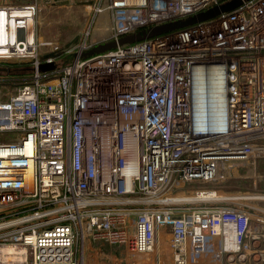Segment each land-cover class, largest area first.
<instances>
[{"label": "built area", "instance_id": "1", "mask_svg": "<svg viewBox=\"0 0 264 264\" xmlns=\"http://www.w3.org/2000/svg\"><path fill=\"white\" fill-rule=\"evenodd\" d=\"M224 1L92 7L117 40ZM36 9L0 3V62L29 66L0 99V132H16L0 141V264H95L96 240L145 264L165 228L174 264H264V208L248 202L264 194L185 187L264 156V0L90 54L102 41L83 30L58 66Z\"/></svg>", "mask_w": 264, "mask_h": 264}, {"label": "rangeland", "instance_id": "2", "mask_svg": "<svg viewBox=\"0 0 264 264\" xmlns=\"http://www.w3.org/2000/svg\"><path fill=\"white\" fill-rule=\"evenodd\" d=\"M28 1L37 2L34 28L36 37L44 42L41 44V52H49L55 45L58 46L57 52L60 51V53L56 54L55 63L57 66L72 60L73 54L63 50L74 43L75 39L82 37L83 30H90L89 40L93 43L106 41L110 37V13L107 10L96 11L92 7V4L101 3L103 0H0V3H25ZM27 69L23 62H0V90L5 92L0 94V99L7 98L8 93L14 90L18 82L22 81L21 78L28 75ZM2 84H6V86ZM15 133V131L0 132V141L13 140ZM199 186L216 187L221 193L245 191L264 194V156L257 158L254 162L251 160L238 165L234 170H230V176L223 179L191 182L185 185L186 190L188 188L193 190ZM212 193V191H208L205 194L212 195ZM215 193L218 194L217 191ZM186 197L188 199L203 197V191L200 194L192 193ZM248 202L264 208L263 198H254ZM168 239L167 228L157 233L155 244L148 254L145 264H174ZM86 245V250L89 253L87 258L95 264H126L122 244L96 240L88 241Z\"/></svg>", "mask_w": 264, "mask_h": 264}, {"label": "water", "instance_id": "3", "mask_svg": "<svg viewBox=\"0 0 264 264\" xmlns=\"http://www.w3.org/2000/svg\"><path fill=\"white\" fill-rule=\"evenodd\" d=\"M243 0H226L224 2H221L217 5L211 6L203 11L197 12L193 15H190L188 17L185 18H180V19H176L173 21H169V22H165V23H161V24H157V25H153V26H149L146 29L137 31L135 33H131V34H127L125 36L119 37L117 40H108V41H104V42H100L96 45H94L92 48H90L88 51L84 52L85 54H90V53H94V52H100L106 49H110L112 47H115L117 44H122L125 42H131L134 40H139V39H143L170 29H174L177 27H182L185 25H188L190 23L199 21V20H203V19H207L209 17L215 16L218 13H220L221 11H225V10H229L232 9L234 7H236L238 4H240ZM76 39L73 41L75 42ZM58 52H49V53H45L43 56H49V55H56ZM217 61V60H215ZM54 65L53 62H45L42 63L40 65L41 69H47L50 68Z\"/></svg>", "mask_w": 264, "mask_h": 264}, {"label": "trees", "instance_id": "4", "mask_svg": "<svg viewBox=\"0 0 264 264\" xmlns=\"http://www.w3.org/2000/svg\"><path fill=\"white\" fill-rule=\"evenodd\" d=\"M26 65V67L28 68L27 70H29V66H28V64H25ZM29 72V71H28Z\"/></svg>", "mask_w": 264, "mask_h": 264}]
</instances>
